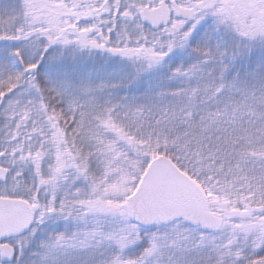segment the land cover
Instances as JSON below:
<instances>
[{"label":"snow or ice","instance_id":"1","mask_svg":"<svg viewBox=\"0 0 264 264\" xmlns=\"http://www.w3.org/2000/svg\"><path fill=\"white\" fill-rule=\"evenodd\" d=\"M0 264H264V0H0Z\"/></svg>","mask_w":264,"mask_h":264}]
</instances>
